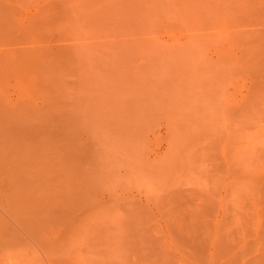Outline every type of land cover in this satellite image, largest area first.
<instances>
[{"label":"rangeland","instance_id":"1","mask_svg":"<svg viewBox=\"0 0 264 264\" xmlns=\"http://www.w3.org/2000/svg\"><path fill=\"white\" fill-rule=\"evenodd\" d=\"M0 11V264H264V0Z\"/></svg>","mask_w":264,"mask_h":264},{"label":"bare ground","instance_id":"2","mask_svg":"<svg viewBox=\"0 0 264 264\" xmlns=\"http://www.w3.org/2000/svg\"><path fill=\"white\" fill-rule=\"evenodd\" d=\"M6 5H7V4H6ZM11 6H12V5H11ZM5 7H6V6H5ZM16 9H17V8H16ZM5 11H6V10H5ZM0 12H1V11H0ZM3 13H4V12H3ZM3 13H2V14H3ZM6 13H7V12H6ZM3 15H4V14H3ZM5 15H6V14H5ZM9 15H10V13H9ZM8 17H9V16H7V18H8ZM10 17H11V15H10ZM15 17H16V16H15ZM1 20H2V19H1ZM8 20H9V19H8ZM10 20H11V19H10ZM13 21H14V20H13ZM4 22H5V21H4ZM5 25H6V24H5ZM9 25H11V24H9ZM26 25H27V24H26ZM6 26H8V23H7ZM11 26H12V25H11ZM11 26H10L9 28H11ZM18 26H19V25H18ZM9 28H8V29H9ZM12 28H14V27H12ZM1 29H2V28H1ZM4 29H6V28H4ZM0 32H1V31H0ZM7 32H8V31H7ZM7 32H6V33H7ZM11 32H13L12 29H11ZM11 32H10V33H11ZM15 32H16V31H15ZM3 34H4V32H3ZM4 35H5V34H4ZM21 94H22V93H21ZM51 110H52V109H51ZM40 116H41V115H40ZM32 121H33V119H32ZM37 122H38V121H37ZM12 127H13V126H12ZM11 133H12V132H11ZM2 135H3V134H2ZM14 135H15V134H14ZM55 135H56V134H55ZM6 136H7V135H6ZM56 137H57V136H56ZM56 137H55V138H56ZM8 139H9V138H8ZM14 140H15V139H14ZM3 141H4V140H3ZM5 141H6V140H5ZM50 143H51V142H50ZM25 144H26V143H25ZM5 145H6V144H5ZM5 145H4V147H5ZM14 145H15V144H14ZM66 145H67V144H66ZM31 146H32V145H31ZM0 147H1V145H0ZM46 148H47V147H46ZM0 149H1V148H0ZM13 149H14V148H13ZM19 149H20V148H19ZM41 149H42V148H41ZM9 150H10V149H9ZM14 150H15V149H14ZM17 151H18V150H17ZM17 151L15 150V153H16V154L14 153L13 150H12V153H13V154H12L11 152L9 153V151H8V152H4V153H1V152H3V151H0V154L5 155V153H7L6 155H8V153H9V154H11L12 156H14V154H15L14 158L17 156L16 158L18 159V161L25 160V159H22V158H21V157H23V156H25V158H26V157H34V156L36 157V154H35V153H36V152H35L36 150L34 151V149L32 150V151H33L32 154H33V155L35 154L34 156H33V155L28 156V154H27V155H23L22 152L18 151L19 153L22 154V155L20 154V155H21V157H20V155H18ZM28 151H29V150H28ZM28 151H27V152H28ZM32 151H30V153H31ZM37 151H38V150H37ZM50 151H51V150H50ZM34 152H35V153H34ZM48 152H49V151H48ZM48 152H47V153H48ZM28 153H29V152H28ZM47 153H46V154H47ZM51 154H52V153H51ZM3 155H0V160L3 161L4 163H5V162H6V163L8 162V161H6V159H5L6 157H7V158L9 157V159H7V160H9V161H10V158H11V161H15V160H16V158L14 159L11 155H8V156L5 155L6 157H4V160H5V161H4V160H2V159H3ZM38 155H39V153H38ZM10 156H11V157H10ZM40 156H41V155H40ZM1 157H2V159H1ZM12 158H13V160H12ZM20 158H21V160H19ZM36 158H37V157H36ZM43 158H44V157H43ZM30 159H32V158H29V160H30ZM60 159H61V158H60ZM71 159H72V158H71ZM25 161H27V160H25ZM58 161H59V160H58ZM38 162H39V161H38ZM41 162H42V160H41ZM1 163H2V162H1ZM1 163H0V164H1ZM29 163H30V162H29ZM15 167H16V166H15ZM51 167H52V166H51ZM30 168H31V167H30ZM61 168H62V167H61ZM65 168H66V167H65ZM12 169H13V168H12ZM19 169H20V168H19ZM35 169H36V168H35ZM58 169H59V168H58ZM7 170H8V169H7ZM13 170H14V169H13ZM1 171H2V170H1ZM16 171H18V170H16ZM38 171H39V170H38ZM38 171H37V172H38ZM33 172H34V171H33ZM64 175H65V174H64ZM36 185H38V184H36ZM21 186H22V185H21ZM5 189H6V188H5ZM22 189H23V188H22ZM74 189H75V188H74ZM23 190H24V189H23ZM66 191H67V190H66ZM23 192H25V191H23ZM31 192H32V191H31ZM28 193H29V192H28ZM21 195H22V193H21ZM25 195H26V194H25ZM28 196H29V195H28ZM51 196H52V194H51ZM17 197H18V196H17ZM24 198H25V197H24ZM24 198H23V199H24ZM54 200H55V199H54ZM36 203H37V202H36ZM39 203H40V202H39ZM23 204H24V203H23ZM37 204H38V203H37ZM15 205H16V203H15ZM21 207H22V206H21ZM16 208H17V207H16ZM24 211H25V210H24ZM65 211H66V210H65ZM17 212H18V211H17ZM12 214H13V213H12ZM12 214H11V215H12ZM27 214H28V213H27ZM24 216H25V215H24ZM17 217H18V216H17ZM51 217H52V216H51ZM19 218H20V217H19ZM22 219H23V218H22ZM24 220H25V219H24ZM27 222H28V221H27ZM0 223H1V221H0ZM3 225H4V224H3ZM7 226H8V225H7ZM2 227H3V226H2ZM2 227H1V228H2ZM10 229H11V228H10ZM25 230H26V229H25ZM11 231H12V230H11ZM30 231H31V230H30ZM0 232H1V231H0ZM13 232H14V231H13ZM12 234H13V233H12ZM13 236H14V235H13ZM32 237H33V236H32ZM0 238H2V236H1ZM220 238H221V237H219V241L216 240L217 238H215V241L213 242V245L215 246V244H216V246H217L218 253L220 252V248L223 247V244L220 242V241H221ZM223 239H224V238H223ZM217 241H218L219 243H217ZM224 241H225V240H224ZM220 243H221V247H220V245H219V247H218V244H220ZM223 243H224V242H223ZM225 243H226V242H225ZM226 245H227V246H226ZM225 246H226V249H225V250H227V248H229V247H228V243L224 244V247H225ZM224 247H223V248H224ZM223 248H222V251H223ZM214 249H216V248H214ZM215 251H216V250H215ZM226 252H227V251H226ZM226 252H225V253H226ZM228 252H230V250H229ZM228 252H227V253H228ZM216 253H217V251H216ZM221 253H222V252H221ZM227 253H226V255H227ZM214 254H215V253H214ZM214 254H213V256H214ZM229 254H230V253H229ZM215 255H217V254H215ZM220 255H221V254H220ZM209 256H210V255H209ZM213 256H212V257H213ZM227 256H228V255H227ZM210 257H211V256H210ZM212 257H211V258H212ZM229 258H230V257H229ZM212 260H213V259H212Z\"/></svg>","mask_w":264,"mask_h":264}]
</instances>
